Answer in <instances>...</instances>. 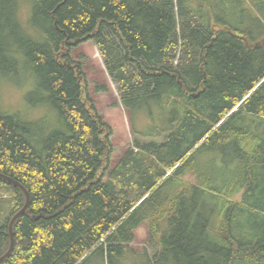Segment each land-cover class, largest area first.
<instances>
[{"label":"trees","instance_id":"trees-1","mask_svg":"<svg viewBox=\"0 0 264 264\" xmlns=\"http://www.w3.org/2000/svg\"><path fill=\"white\" fill-rule=\"evenodd\" d=\"M89 40L150 123L115 165L62 51ZM22 65L59 124L0 109V172L29 194L0 264H264V0H0V80ZM1 189L0 256L26 200Z\"/></svg>","mask_w":264,"mask_h":264},{"label":"rangeland","instance_id":"rangeland-1","mask_svg":"<svg viewBox=\"0 0 264 264\" xmlns=\"http://www.w3.org/2000/svg\"><path fill=\"white\" fill-rule=\"evenodd\" d=\"M27 11L28 8L25 7L23 13L26 15ZM62 51L68 53L72 61L80 64L89 98L103 120L112 129L110 136L114 149L110 159L112 165H115L127 147L133 145L135 139L141 141L152 139L147 131H142L150 126L142 111L131 112L129 108L123 106L118 86L109 75L102 55L92 41H84L78 46ZM32 85L33 78L24 65L16 72H11L7 78L1 79L0 109L3 113L18 114L25 119L32 120L35 123L34 137L36 135V139H39L57 129L59 122L54 110L48 105L40 104L35 108L31 107L28 96ZM102 87L106 89H101ZM29 97L33 102L39 103L38 96ZM4 189L0 190V197L5 204L11 195L5 193ZM240 195V193L236 195L235 199H239ZM147 240V227L143 224L135 231L134 246L141 247L146 244Z\"/></svg>","mask_w":264,"mask_h":264},{"label":"water","instance_id":"water-1","mask_svg":"<svg viewBox=\"0 0 264 264\" xmlns=\"http://www.w3.org/2000/svg\"><path fill=\"white\" fill-rule=\"evenodd\" d=\"M0 178L2 179H5L9 182H11L12 184L18 186L20 189L23 190L24 194H25V197H26V200H25V203L23 205V207L16 213L14 214V216L11 218L10 222H9V234H10V245H9V248L8 250L2 255L0 256V260H2L3 258H5L9 253L10 251L12 250V245H13V234H12V225H13V222L15 221V219L21 214L23 213L27 206H28V203H29V194L27 192V190L25 189V187L23 185H21L18 181H16L15 179L3 174L0 172Z\"/></svg>","mask_w":264,"mask_h":264}]
</instances>
